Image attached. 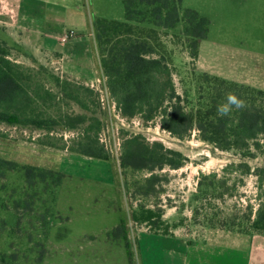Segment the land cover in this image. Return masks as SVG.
<instances>
[{"label": "rangeland", "instance_id": "1", "mask_svg": "<svg viewBox=\"0 0 264 264\" xmlns=\"http://www.w3.org/2000/svg\"><path fill=\"white\" fill-rule=\"evenodd\" d=\"M182 4L210 21L209 35L201 41L206 64L221 65L223 47L264 60V0ZM97 17L124 21L123 1L0 0V40L11 48V59L32 69L43 65L57 76L94 88L100 104L93 109L104 124L101 140L111 153L104 161L64 150L62 139L76 132L58 130L52 139L56 146H49L41 143L48 140L39 137L44 132L0 123V158L20 165L13 171L0 168V258L13 257L22 264H130L125 239L115 237L121 221L134 264H145V242L143 251L138 240L145 230L177 233L188 240L218 229L249 230L248 217L259 205L258 179L236 169L241 163L252 170L264 167V137L262 149L251 157L202 142L196 131L180 140L162 130L159 121L145 125L140 117L121 116L101 68L93 24ZM182 31V25L170 31L166 44L173 51L177 89L188 108L196 110L198 74L175 37ZM62 110L92 113L75 103H63ZM128 133L161 141L189 157L184 167L160 172L163 182L157 195L137 192L145 184L146 172L121 167L122 142ZM24 165L61 171L67 177L57 187L51 181L30 186ZM149 211L161 216L148 220ZM158 264L174 261L163 256Z\"/></svg>", "mask_w": 264, "mask_h": 264}, {"label": "trees", "instance_id": "2", "mask_svg": "<svg viewBox=\"0 0 264 264\" xmlns=\"http://www.w3.org/2000/svg\"><path fill=\"white\" fill-rule=\"evenodd\" d=\"M124 21L97 17L94 29L101 68L111 99L121 116L140 117L145 125L160 122L162 130L184 140L196 131V137L222 151H238L254 156L264 137V91L228 81L208 73L198 74L199 105L189 109L175 81L173 51L166 44L170 31L183 26L179 37L193 64L199 57L200 42L210 31V21L196 10L184 8L182 0H122ZM204 93L208 96L205 97ZM233 93L246 102V107L228 117L216 115L217 105ZM207 99V100H206ZM100 104L99 93L90 86L70 81L48 71L43 65L32 69L11 59V48L0 40V123L44 132L41 142H52L58 130L76 132L63 138L64 150L86 157L109 161L111 153L101 140L103 121L93 106ZM75 103L92 112L75 114L62 110V104ZM121 167L124 171L146 172L145 184L138 188L141 196L160 193L161 171L180 169L188 161L183 152L167 147L161 141H150L142 134L129 133L122 142ZM19 163L0 158V168L16 170ZM243 171L241 170V168ZM28 185L38 182L60 186L67 175L45 167L24 165ZM243 174L257 176L258 208L250 214V229L239 232L264 234V167L252 170L248 163L238 166ZM213 176L216 173L212 174ZM156 215L149 211L148 220ZM158 223V222H156ZM155 223L156 227L158 226ZM237 231L234 227L228 229ZM115 237L125 239L129 263L134 264L131 245L127 240L124 221L115 228ZM0 264H22L13 257L3 256Z\"/></svg>", "mask_w": 264, "mask_h": 264}, {"label": "crops", "instance_id": "3", "mask_svg": "<svg viewBox=\"0 0 264 264\" xmlns=\"http://www.w3.org/2000/svg\"><path fill=\"white\" fill-rule=\"evenodd\" d=\"M204 50L200 42L199 57L192 65L196 74L208 73L264 91V60L251 52L223 47L222 64L209 65L203 60ZM138 240L143 251L145 242V264H158L163 256L172 258L174 264H264V234L257 232L218 229L188 240L177 233L145 230Z\"/></svg>", "mask_w": 264, "mask_h": 264}, {"label": "clouds", "instance_id": "4", "mask_svg": "<svg viewBox=\"0 0 264 264\" xmlns=\"http://www.w3.org/2000/svg\"><path fill=\"white\" fill-rule=\"evenodd\" d=\"M246 107V102L237 97L233 93H228L225 97V102L218 104L216 109V115L224 118L230 116L233 110H241Z\"/></svg>", "mask_w": 264, "mask_h": 264}, {"label": "built area", "instance_id": "5", "mask_svg": "<svg viewBox=\"0 0 264 264\" xmlns=\"http://www.w3.org/2000/svg\"><path fill=\"white\" fill-rule=\"evenodd\" d=\"M62 40H63V41H66L67 39H66V37H64V38H62Z\"/></svg>", "mask_w": 264, "mask_h": 264}]
</instances>
